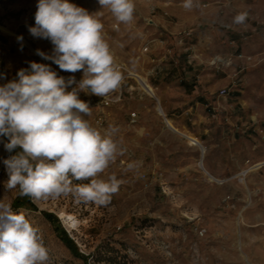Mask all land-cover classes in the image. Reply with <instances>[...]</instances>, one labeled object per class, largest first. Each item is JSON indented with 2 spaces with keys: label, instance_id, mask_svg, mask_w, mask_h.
<instances>
[{
  "label": "rangeland",
  "instance_id": "rangeland-1",
  "mask_svg": "<svg viewBox=\"0 0 264 264\" xmlns=\"http://www.w3.org/2000/svg\"><path fill=\"white\" fill-rule=\"evenodd\" d=\"M69 2L97 13L122 76H135L104 98L80 93L91 108L81 115L102 133L117 127L125 149L97 177L121 181L110 202L30 197L36 211L12 208L38 228L46 264H264V0H198L191 11L184 0H134L127 24L99 0ZM37 4L0 0V86L31 62L66 80L83 76L37 54L53 49L29 31ZM241 12L245 23H234ZM159 45L171 58H158ZM167 101L186 105L169 113ZM6 142L0 137V201L12 205L20 190L7 188L3 161L20 149L10 153ZM59 212L74 216V230Z\"/></svg>",
  "mask_w": 264,
  "mask_h": 264
},
{
  "label": "clouds",
  "instance_id": "clouds-1",
  "mask_svg": "<svg viewBox=\"0 0 264 264\" xmlns=\"http://www.w3.org/2000/svg\"><path fill=\"white\" fill-rule=\"evenodd\" d=\"M99 4L118 22L133 20L134 0H99ZM197 7L198 0H184L185 10ZM247 17L241 12L234 23L244 24ZM35 25L30 33L53 45L51 55L40 50L37 54L62 71H82L83 76L79 82L75 76L66 80L49 65L31 62L30 71L20 69L18 79L0 86V137L7 138L8 152L20 149L3 161L7 188L18 186L21 196L34 200L72 195L77 203L105 206L121 181L115 175L107 180L97 177L125 149L114 139L117 127L102 133L81 115L90 116L91 108L80 99L81 92L107 97L123 80L104 25L97 13L69 0H38ZM74 180L90 182L79 185ZM48 259L38 228L23 212L0 201V264H46Z\"/></svg>",
  "mask_w": 264,
  "mask_h": 264
},
{
  "label": "crops",
  "instance_id": "crops-1",
  "mask_svg": "<svg viewBox=\"0 0 264 264\" xmlns=\"http://www.w3.org/2000/svg\"><path fill=\"white\" fill-rule=\"evenodd\" d=\"M165 29H167V28H165ZM167 31H169V33H175L173 30H171V29H169V30H167ZM157 49H159V55H158V58H161L160 60L161 61H163V59L164 58H171L166 52L167 51H165V49H164V47L162 46V45H159L158 47H157ZM182 83V82H181ZM217 85L216 86H213L212 88H211V90H209V91H211V92H214L216 89H217ZM225 94H226V92H224ZM155 99H156V101H158V99L156 98V97H154ZM160 98L162 99V101L163 102H165L166 101V98H165V95L162 93V94H160ZM159 102V101H158ZM186 105V102L185 101H182L181 103L180 102H177V103H170V101H167V104L165 105V109L170 113V112H172V111H175V110H177V109H179L180 107H183V106H185ZM182 113L180 114V116H182V115H184V114H187V112H188V110L187 109H184L183 111H181ZM172 116L174 117V120L173 119H170L171 121V123L173 124V122H175V118H177V117H175L174 116V114H172ZM166 120H168V119H166ZM169 121V120H168ZM174 126V125H173ZM175 127V126H174ZM168 128V127H167ZM176 128V127H175ZM169 129V128H168ZM177 129V128H176ZM170 131H172L171 129H169ZM179 131V130H178ZM173 132V131H172ZM174 133H177V132H174ZM180 133H183V132H181V131H179V133H177V134H180ZM183 134H185V133H183ZM198 140V139H197Z\"/></svg>",
  "mask_w": 264,
  "mask_h": 264
},
{
  "label": "trees",
  "instance_id": "trees-1",
  "mask_svg": "<svg viewBox=\"0 0 264 264\" xmlns=\"http://www.w3.org/2000/svg\"><path fill=\"white\" fill-rule=\"evenodd\" d=\"M13 154H11L12 156ZM12 208L17 210V209H26V210H30V211H36V206L31 202V199L29 196H21L20 193L17 196V198L13 201L12 203ZM45 217L49 220H53V216L50 214H44ZM65 244L68 246L69 249H71V251L74 249V253L77 257H80L81 259H84L85 257L81 254H79L76 250V246L74 245V243L68 239L67 237H65Z\"/></svg>",
  "mask_w": 264,
  "mask_h": 264
},
{
  "label": "bare ground",
  "instance_id": "bare-ground-1",
  "mask_svg": "<svg viewBox=\"0 0 264 264\" xmlns=\"http://www.w3.org/2000/svg\"><path fill=\"white\" fill-rule=\"evenodd\" d=\"M62 219L63 223L66 225L67 228L74 230L75 226L77 225V221L73 215L66 214L64 212H59L58 214Z\"/></svg>",
  "mask_w": 264,
  "mask_h": 264
},
{
  "label": "built area",
  "instance_id": "built-area-1",
  "mask_svg": "<svg viewBox=\"0 0 264 264\" xmlns=\"http://www.w3.org/2000/svg\"><path fill=\"white\" fill-rule=\"evenodd\" d=\"M134 76H135V74H133V73H131V72H128V74L125 75V76L123 77V80H124L125 78H134Z\"/></svg>",
  "mask_w": 264,
  "mask_h": 264
},
{
  "label": "water",
  "instance_id": "water-1",
  "mask_svg": "<svg viewBox=\"0 0 264 264\" xmlns=\"http://www.w3.org/2000/svg\"><path fill=\"white\" fill-rule=\"evenodd\" d=\"M157 103H158V101H157ZM159 104V103H158ZM159 109L161 110V107L159 106Z\"/></svg>",
  "mask_w": 264,
  "mask_h": 264
}]
</instances>
